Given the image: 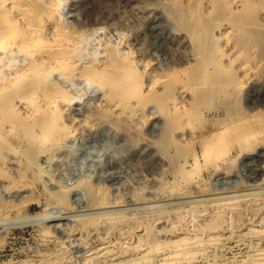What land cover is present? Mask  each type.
<instances>
[{
	"label": "rangeland",
	"instance_id": "1",
	"mask_svg": "<svg viewBox=\"0 0 264 264\" xmlns=\"http://www.w3.org/2000/svg\"><path fill=\"white\" fill-rule=\"evenodd\" d=\"M57 3L59 17L81 32L85 59L101 58L104 49L122 53L135 60L143 83L149 63L166 78L174 69L187 75L197 62L200 51L171 13L172 0ZM258 18L243 31L249 46L239 56L240 90H224L219 81V91L196 96L191 86L199 77H192L177 96H164L169 86L162 84L143 97L145 116L137 118L129 103L107 102L110 82L76 77L69 81L76 95L58 122L79 128L51 152L33 149L28 126L18 120L33 101L50 96H13L9 109L0 96V264H105L115 254L106 245L140 240L149 248L185 235L178 242L197 238L203 249L196 264H247L264 250V8ZM0 66L1 75L7 65ZM163 252L152 248L148 262L122 264H155Z\"/></svg>",
	"mask_w": 264,
	"mask_h": 264
},
{
	"label": "bare ground",
	"instance_id": "2",
	"mask_svg": "<svg viewBox=\"0 0 264 264\" xmlns=\"http://www.w3.org/2000/svg\"><path fill=\"white\" fill-rule=\"evenodd\" d=\"M57 1L0 0V64L7 65L0 75V96L4 99L2 101L6 103L5 105L8 103L10 105L13 96H37V98L50 96V100L54 99L53 102H55L51 105L52 101L49 99L44 102L35 100L32 102L33 110L27 108L18 119L20 123L25 124V127L28 126L25 139L33 144V149L41 150L40 153L53 151L64 141L63 139L74 134L76 128H79V126L75 128L72 127L73 125L58 122L68 109L67 102H69L70 96L76 95L71 92L73 86L69 87V81L76 77L88 79V81L85 80L87 83L90 79L96 82H110L113 85H111L112 89L102 93L106 96L107 102L118 100V102L129 103L132 114L137 118L145 116L144 108L147 107V97L145 99L143 97L161 90L159 87L162 84L169 86L168 90H165L164 96H177L176 90L180 85H187L189 81L198 77L199 81H195L196 84L193 86L190 84L191 90L196 96H210L216 90L219 91L215 86L219 81L223 82L222 89L224 90L230 86L240 90L243 79L241 80L238 75L239 71L237 72L239 56L249 46L248 32L244 34L243 31L260 24L258 16L264 8L262 2L264 0H188L182 6L178 5L177 0H172L171 13L178 19L183 30L189 36V40L191 38L194 46L200 51L198 59L195 60L197 62L193 63L194 66L189 69L187 75H183L184 73L182 74L180 69H174L167 74L164 73L166 78H163V75L155 74L156 72L153 73L155 70L152 72L150 69L151 63H147L149 65L146 66L148 67L146 70L147 79H145L147 83H145L146 81L143 83V75L135 68V60L134 63L133 59L124 57L122 53L112 54L109 52L110 50L107 52L108 49L103 48L104 52L102 51L101 58L85 59L81 32L74 30L71 25L59 17L60 7ZM261 23L264 25V21ZM18 57L23 58V61L13 67L14 60ZM210 64L214 67L213 70L211 69L212 71H210ZM143 74L145 77V72ZM192 77L194 78L192 79ZM73 82L75 83V80ZM94 83L93 86L97 84ZM154 95L156 96V94ZM161 95L158 93V96ZM159 102L167 107L170 106L173 110L179 109L176 102L171 99H159ZM169 103L170 105H168ZM66 104L67 106H65ZM115 105L118 104L115 103ZM16 111L18 109H15ZM9 112H11L10 118L17 117L14 108ZM6 114L8 115V112ZM30 116L34 117L31 124L27 122V117ZM5 117L7 118L6 115ZM54 121L57 123L53 124ZM40 125L39 133L32 132L33 126ZM52 136H54V140L45 142L46 138ZM206 143H210V141L206 140ZM125 223H122L123 227H125ZM180 239L185 241L189 237L185 235ZM166 240H154L149 248L141 246L142 241L140 240L133 245L119 244L113 249L110 245H106L103 250L108 248L115 254L109 262L104 263L122 264L126 261L128 263L129 261L132 263L146 261L147 250L161 248L164 252L155 257V264H165L168 260L178 264H196L198 254L203 253V249L198 247L197 238L191 245L185 242L180 243L178 240L171 242ZM101 249L102 247L98 249L99 253L104 252ZM173 250L175 251L171 253ZM104 256H101L100 259L104 260ZM247 264H264V250L254 253Z\"/></svg>",
	"mask_w": 264,
	"mask_h": 264
}]
</instances>
